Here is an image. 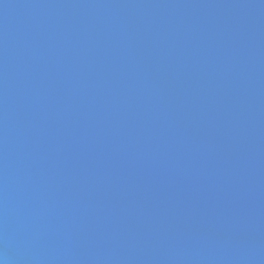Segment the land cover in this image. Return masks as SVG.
Returning a JSON list of instances; mask_svg holds the SVG:
<instances>
[{
  "label": "water",
  "instance_id": "obj_1",
  "mask_svg": "<svg viewBox=\"0 0 264 264\" xmlns=\"http://www.w3.org/2000/svg\"><path fill=\"white\" fill-rule=\"evenodd\" d=\"M0 264H264V0H0Z\"/></svg>",
  "mask_w": 264,
  "mask_h": 264
}]
</instances>
